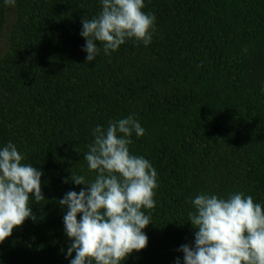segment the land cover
Wrapping results in <instances>:
<instances>
[{"label": "trees", "instance_id": "obj_1", "mask_svg": "<svg viewBox=\"0 0 264 264\" xmlns=\"http://www.w3.org/2000/svg\"><path fill=\"white\" fill-rule=\"evenodd\" d=\"M152 41L126 38L87 62L82 21L101 0H0V149L42 171L45 200L0 244V264H70L58 201L97 175L84 159L97 125L132 115L130 154L157 171L148 245L122 264H184L197 195H251L264 208V0H144ZM247 49V51H244ZM199 66L198 65H201ZM68 180V183H65ZM82 214H78L77 219Z\"/></svg>", "mask_w": 264, "mask_h": 264}, {"label": "clouds", "instance_id": "obj_2", "mask_svg": "<svg viewBox=\"0 0 264 264\" xmlns=\"http://www.w3.org/2000/svg\"><path fill=\"white\" fill-rule=\"evenodd\" d=\"M101 2L98 17L82 21L87 62L99 54L97 42L105 55L116 51L126 38L146 46L151 43L156 17L142 11L144 0ZM4 3L14 7L16 0ZM133 132L145 134L132 115L110 121L106 129L97 125L94 142L84 156L89 169L97 173L95 179L86 182L83 175L71 174L74 184L87 187L78 193L69 191L58 201L67 209L63 222L72 241L67 256L75 253L70 264H122L148 245L143 230L151 222L142 209L156 206L157 171L147 159L130 154ZM24 159L12 142L0 149V244L27 219L36 220L30 194L36 203L45 200L42 171L22 163ZM191 204L195 212L189 211L188 217L195 239L194 245L179 249L184 264H264V208L251 195L235 192L224 199L200 194ZM78 214H82L79 220Z\"/></svg>", "mask_w": 264, "mask_h": 264}]
</instances>
